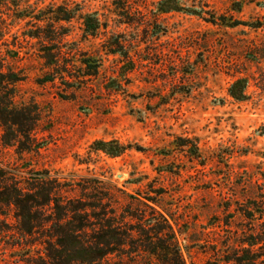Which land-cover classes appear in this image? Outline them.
<instances>
[{
	"label": "rangeland",
	"instance_id": "rangeland-1",
	"mask_svg": "<svg viewBox=\"0 0 264 264\" xmlns=\"http://www.w3.org/2000/svg\"><path fill=\"white\" fill-rule=\"evenodd\" d=\"M160 1L0 0V49L20 50L17 65L28 76L18 100L43 112L33 150L5 146L0 128V171L46 176L64 195L107 213L93 218L97 235L119 250L100 264H163L139 248L145 233L163 245L157 210L187 264H264V61L255 55L264 26L247 25L264 23V0H181L202 15L161 12ZM63 7L76 11L60 30L69 31L64 50L78 49L73 78L66 73L72 87L60 77L44 81L43 47L25 35L33 28L28 15L45 14L38 21L45 29ZM88 15L102 21L97 37L85 36ZM117 42L126 53L111 52ZM89 57L101 59L96 75H85ZM246 77L249 98L235 100L229 88ZM97 140L130 147L113 157L94 149ZM54 205L33 209L34 232L25 236L16 206L0 200V264H85L80 239L65 250L51 237ZM126 210L135 217L121 232L131 237L108 234L102 225L118 227Z\"/></svg>",
	"mask_w": 264,
	"mask_h": 264
},
{
	"label": "trees",
	"instance_id": "trees-1",
	"mask_svg": "<svg viewBox=\"0 0 264 264\" xmlns=\"http://www.w3.org/2000/svg\"><path fill=\"white\" fill-rule=\"evenodd\" d=\"M160 5L162 7L160 9L161 12L187 10L191 14L202 15L197 9L184 8L181 0H161ZM75 14V10L63 7L53 18H49L48 27L45 29L38 25V21H43L45 14L27 16L32 17L28 24L33 28L25 33L26 37L39 39L43 47L40 50V57L43 60L44 67L49 70L46 73L45 82L50 81L55 83L57 77H60L70 87L74 86L67 79L66 73L73 78V74L70 71L72 69L71 66L74 67V64L71 62L70 57H75L78 49L70 47L69 51L64 50L65 46L70 44L66 42L69 31L61 32L60 30L64 28L61 23L63 21L71 22ZM84 23L85 36L97 37L102 33L103 24L98 17L88 15L85 17ZM247 25L258 29L263 27L264 23L258 21ZM6 45L9 44L7 43ZM111 49L113 53H126L123 44L120 42H117L115 48ZM255 55L264 61V40L257 44ZM22 59L20 50L8 48L4 51L0 49V128H3L5 131L2 136L5 146H15L20 142L24 145L21 147L22 149L30 151L37 146L34 131L43 119V112L35 101L18 100L19 85L28 77L26 69L17 65ZM83 63L88 70L85 75L91 76L99 73L101 59L89 57L85 58ZM262 76V81L258 83V87L264 91V75ZM249 87L250 79L248 77L238 78L231 84L229 94L235 100H247L249 98ZM23 139L26 141L24 142ZM93 147L97 151H103L110 156L117 157L122 155L130 146L121 143L119 140H97L94 142ZM1 199H4L5 203L9 206H16V217L22 222L18 230L25 236L34 232L33 209L37 205H48V202L51 205L54 202L55 205L52 207L56 210L57 217L55 218V229L51 237L56 239L57 245L65 250H71L70 243L74 241L78 242L77 240L80 239L81 241L78 243H80L85 253V264H100V260L103 259L101 255H107L119 250L118 248H114L111 242H102V238L97 235L98 226L96 222H93V218L102 219L107 213L98 214L94 211L95 207H97L96 205L87 204L80 200V198L74 199L64 195L60 184L57 181L50 180L46 176L40 179L32 177L20 180L18 177L9 176L1 170ZM126 211L130 214L123 216L124 219L118 223V227H114L113 220H108L106 222L108 223L107 225H102L103 227L110 228L107 231L108 234L118 236L119 238L123 234L125 239L131 237V233L126 231V229L124 232H121L124 230L123 227H127L130 223V221H127V217L129 215L135 217V214H132L130 210ZM156 212L165 225L154 231L157 237L162 238L163 245L156 247L153 242H150L152 239L151 235L141 233L142 236L146 237H144V241L140 244L139 248L144 252L158 255L163 264H187L182 249L176 242L172 225L164 213L158 210ZM124 241L117 242L118 246L124 248L127 245ZM48 255L54 262H61L58 259L61 257H55V254ZM60 264H63V262ZM207 264H212V262H208Z\"/></svg>",
	"mask_w": 264,
	"mask_h": 264
}]
</instances>
